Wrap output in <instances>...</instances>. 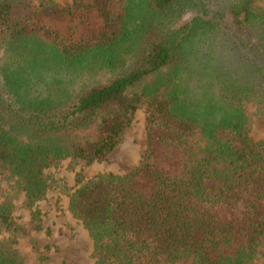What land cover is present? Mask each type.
Listing matches in <instances>:
<instances>
[{"label": "trees", "instance_id": "obj_1", "mask_svg": "<svg viewBox=\"0 0 264 264\" xmlns=\"http://www.w3.org/2000/svg\"><path fill=\"white\" fill-rule=\"evenodd\" d=\"M22 1L0 0V173L27 205L50 164L104 160L142 103L138 163L67 194L93 264L264 259V0H40L12 19ZM8 196L0 264H26Z\"/></svg>", "mask_w": 264, "mask_h": 264}, {"label": "rangeland", "instance_id": "obj_2", "mask_svg": "<svg viewBox=\"0 0 264 264\" xmlns=\"http://www.w3.org/2000/svg\"><path fill=\"white\" fill-rule=\"evenodd\" d=\"M52 1L65 5L72 0ZM39 4L40 0H23L12 7L10 16L15 20L30 19ZM47 21L58 30L64 29L61 23ZM1 53L0 48V55ZM249 115V135L255 140L263 138L264 116L254 114L251 109ZM144 117V104L141 103L122 132L119 143L104 160H93L85 165L82 160L72 161L65 158L50 164L44 169L49 183L48 189L44 197L32 205H27L23 192L13 189L12 181L3 179L0 173V199L2 200L6 193L9 195L12 202V219L24 229V233L17 237L14 247L26 264H93L91 239L70 214L67 208V194L76 186L77 174H80L81 180L84 181L97 173H122L134 167L145 146ZM33 212L39 217L40 229L34 228L31 217ZM263 260L262 256H258L253 264H261ZM175 264H190V259L183 258Z\"/></svg>", "mask_w": 264, "mask_h": 264}]
</instances>
